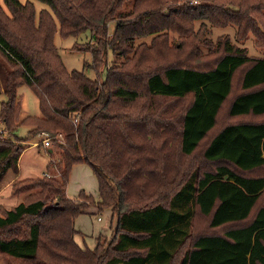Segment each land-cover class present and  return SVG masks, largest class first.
<instances>
[{"label":"trees","instance_id":"1","mask_svg":"<svg viewBox=\"0 0 264 264\" xmlns=\"http://www.w3.org/2000/svg\"><path fill=\"white\" fill-rule=\"evenodd\" d=\"M32 1L47 8L36 13ZM181 1L3 0L8 13L0 4L11 69L0 64V120L63 137L57 172L18 180L11 192L22 200L0 207V264H264V58L227 35L208 41L205 23L233 24L236 41L251 34L264 49V0ZM86 31L94 45L70 49L90 54L92 79L68 70L54 43L56 32ZM141 37L149 44L134 47ZM108 52L125 59L105 68ZM22 85L38 116L20 117ZM20 154L0 141V181ZM196 154L203 166L184 171ZM80 164L97 198L66 195ZM81 199L116 216L109 241L91 249L74 240V220L89 212Z\"/></svg>","mask_w":264,"mask_h":264},{"label":"rangeland","instance_id":"2","mask_svg":"<svg viewBox=\"0 0 264 264\" xmlns=\"http://www.w3.org/2000/svg\"><path fill=\"white\" fill-rule=\"evenodd\" d=\"M24 2L25 0H20ZM35 7L36 13L42 9L47 8L46 5L40 3L39 1H32ZM188 2L192 6H202L205 4V0H182L180 3ZM0 4L3 9L7 12V8L3 3V0H0ZM8 13V12H7ZM208 28L206 33V39L210 42H214L219 36H229L231 41L238 45L239 47H244L247 50L249 56L264 58V49H260L254 45V36L249 34L245 39L236 41V26L231 24L226 27H215L205 22ZM200 21L194 23L195 29L199 26ZM111 36V35H110ZM90 43L94 45L93 41L90 39V33L84 32L80 34L77 38L66 37L61 38L59 33L54 34V43L58 48L59 55L68 70H78L82 71L87 77L94 78L95 72L84 65V63L91 62V57L89 53L85 52H75L71 51L70 47L73 43ZM145 42L149 44L150 37L146 38H137L133 41L134 47L139 43ZM202 52H207V47H201ZM125 58L119 55L111 56V53L108 52L105 68L112 66L113 63H120ZM0 64L5 71H11L10 66L5 63L3 59L0 58ZM0 86L2 87V80H0ZM18 96H21V118L26 116H38L39 115V106L38 101L32 90L22 85L17 89ZM6 97L3 93H0V103L5 101ZM43 133L44 135H41ZM49 137V146L43 144V137ZM0 141H8L16 146L21 147L20 158L17 161L16 171H9L5 177L0 181V207L9 209L12 206H15L22 200V195H16L11 192V186L18 180L25 178H39V177H49L50 174L57 172L56 166L60 161V157L56 154L57 143H63V137L60 133H48L40 131H32L31 126L19 125L11 130H7L5 125L2 124L0 120ZM49 155L52 157L49 159ZM183 168L187 170H195L201 168L202 161L199 154H196L194 158H184L182 160ZM80 190H84L85 195H91L93 198L97 195V183L93 175L92 170L86 165H75L71 170L69 179L66 185V195L68 198L77 200ZM94 195V196H93ZM89 203V207L86 209L87 213L80 215L76 218L74 223V229L76 233L74 234L75 242L81 248H93L96 244L98 237L102 241L108 242L113 229L116 224V216L113 214L111 209L107 208L102 211H97L93 206V203L85 199H81ZM99 218V220L97 219ZM202 224V221L196 223L198 230L194 232L197 234L202 231L203 226L199 227ZM203 232V231H202Z\"/></svg>","mask_w":264,"mask_h":264},{"label":"built area","instance_id":"3","mask_svg":"<svg viewBox=\"0 0 264 264\" xmlns=\"http://www.w3.org/2000/svg\"><path fill=\"white\" fill-rule=\"evenodd\" d=\"M41 135H44L43 133H41ZM49 137L48 136H44L43 137V144L45 145V146H49Z\"/></svg>","mask_w":264,"mask_h":264},{"label":"crops","instance_id":"4","mask_svg":"<svg viewBox=\"0 0 264 264\" xmlns=\"http://www.w3.org/2000/svg\"><path fill=\"white\" fill-rule=\"evenodd\" d=\"M73 169V168H72ZM94 196V195H93ZM95 198H97V195L94 196ZM79 217V216H78ZM99 220V218H97ZM76 220V219H75ZM75 220H74V223H75ZM75 228V227H74Z\"/></svg>","mask_w":264,"mask_h":264}]
</instances>
